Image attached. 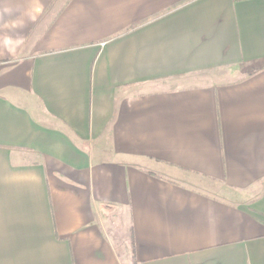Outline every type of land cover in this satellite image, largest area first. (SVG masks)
Returning <instances> with one entry per match:
<instances>
[{"label": "crops", "instance_id": "obj_1", "mask_svg": "<svg viewBox=\"0 0 264 264\" xmlns=\"http://www.w3.org/2000/svg\"><path fill=\"white\" fill-rule=\"evenodd\" d=\"M0 264H264V0H0Z\"/></svg>", "mask_w": 264, "mask_h": 264}, {"label": "trees", "instance_id": "obj_2", "mask_svg": "<svg viewBox=\"0 0 264 264\" xmlns=\"http://www.w3.org/2000/svg\"><path fill=\"white\" fill-rule=\"evenodd\" d=\"M188 1H191V0H185V2H188Z\"/></svg>", "mask_w": 264, "mask_h": 264}]
</instances>
